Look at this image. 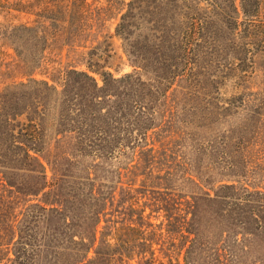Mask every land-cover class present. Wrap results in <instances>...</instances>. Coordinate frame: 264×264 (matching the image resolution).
<instances>
[{
	"label": "rangeland",
	"instance_id": "374dc122",
	"mask_svg": "<svg viewBox=\"0 0 264 264\" xmlns=\"http://www.w3.org/2000/svg\"><path fill=\"white\" fill-rule=\"evenodd\" d=\"M182 1L180 8L187 5L185 13L200 12L199 18L202 13L212 18L220 13L218 8L213 13L206 0ZM240 3L237 0L239 7ZM87 4L88 31L81 40L52 46L42 67L31 72L32 67V75H27L29 69L23 67L15 49L31 56L35 47L16 36L14 29L34 25L37 4L35 0H0V232L5 233L7 223L20 214L27 200H34L8 186L5 175L26 188L37 181L14 161L9 165L13 169L7 171L3 155L17 151L12 134L30 128L28 118L34 119L41 110L36 108L40 87L35 81H49L62 91L66 72L88 71L86 64L92 61L118 79V85L109 88L118 93V129L137 136L136 125L148 127L147 136L133 142L117 159L88 160L108 191L100 231L112 225L146 230L159 259L156 264H186L189 226L182 218L188 206L195 205L201 223L194 227L204 231L207 220L222 214L229 203L227 217L212 222L214 242L229 254L221 262L264 264V52L248 54L237 48L186 57L164 34V25L171 19L170 5L154 18L138 0L115 4L87 0ZM260 12L264 18V0ZM128 43L136 49L135 58L126 53ZM96 47L98 55L89 54ZM90 73L103 87V78ZM126 75L131 79L121 82ZM38 119L45 128L42 147L54 151L58 124L52 107ZM44 171L47 181L53 182V167L45 164ZM216 195L227 199L208 200ZM168 198H174L171 208L167 207L168 214L175 213L177 218L173 225L165 208L160 209ZM10 238L0 239V244L10 243ZM98 246L99 240L91 259Z\"/></svg>",
	"mask_w": 264,
	"mask_h": 264
},
{
	"label": "trees",
	"instance_id": "16d2710c",
	"mask_svg": "<svg viewBox=\"0 0 264 264\" xmlns=\"http://www.w3.org/2000/svg\"><path fill=\"white\" fill-rule=\"evenodd\" d=\"M138 1L147 5L148 14L154 18L159 16L158 11L162 7L170 5L171 19L168 25H164V34L168 33L186 57L218 54L237 48L248 54L264 52L261 0H241L240 7L237 0H206L214 9L213 13L215 8L220 11L216 18L206 13L199 18L200 12L185 13L184 9L189 7L184 4L180 8L178 3L182 0ZM35 3L38 11L34 14L37 18L34 25H20L14 29L16 36L31 41L35 47L31 56L15 49L23 67L29 69L27 75H32V67L31 72L42 67L46 52L52 46L65 40L73 45L88 31L85 23L89 10L87 0H35ZM98 48L89 54L98 55ZM126 53L135 58V47L128 43ZM86 66L88 71L73 68L66 72L62 91L50 85L49 81H35L40 87L36 108L39 106L41 110L34 119L28 118L30 128L23 129L18 135L12 134L17 151L3 155L7 171L13 169L9 165L14 161L20 171L32 175L37 181L32 188H26L5 175L8 186L16 190L15 194L31 196L34 200H27L20 214L7 223L5 233L0 232V239L11 237L10 243L0 244V264H136V259L139 264L159 262L153 250L154 243L147 237L146 230L123 225L107 226L103 231L99 229L102 217L107 214L108 191L95 169L88 165V160L117 159L132 147L133 142L138 143L147 136L148 127L136 125L137 136L120 131L118 93L109 90L112 84L118 85V79L104 71L105 66L100 63L89 61ZM90 72L103 78V87ZM131 77L126 75L120 81ZM134 103L139 104L135 99ZM50 107L53 120L58 124L55 134L57 146L54 151H45L42 147L46 143L45 128L38 118ZM45 164L55 171L53 182L47 181ZM41 194L43 199H39ZM218 199L226 200L227 197H208L213 202ZM32 200L37 202L29 203ZM173 200L166 199L165 206L160 208H165L171 225L177 223L175 213L168 214L167 207L171 208ZM174 205L180 210L178 204ZM227 205L222 214L207 220L204 231L194 227L201 223L195 205L188 206V213L182 218L189 226L186 230L190 238L185 253L186 264H218L222 263V258L228 260L227 251L214 242L216 232L212 225L213 221L218 222V217H227L229 203ZM98 240L96 257L91 259L90 253Z\"/></svg>",
	"mask_w": 264,
	"mask_h": 264
}]
</instances>
